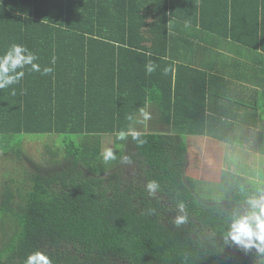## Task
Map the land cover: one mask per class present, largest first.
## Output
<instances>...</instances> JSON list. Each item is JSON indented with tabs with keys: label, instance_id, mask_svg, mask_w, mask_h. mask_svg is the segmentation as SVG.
<instances>
[{
	"label": "trees",
	"instance_id": "1",
	"mask_svg": "<svg viewBox=\"0 0 264 264\" xmlns=\"http://www.w3.org/2000/svg\"><path fill=\"white\" fill-rule=\"evenodd\" d=\"M179 1L0 0V55L21 44L41 67L25 68L18 84L0 90V152L15 163L9 172L15 176L0 182L7 226L0 264H25L36 252L50 264H264V254L224 240L229 221L249 211L246 201L258 187L223 192L186 175L185 137L209 129L204 92L191 116L172 72H146L149 61L168 53V24ZM190 2L221 19V35L235 42L249 45L235 34L240 25L264 34V0ZM188 7H179L185 19ZM45 67L53 71L43 75ZM147 104L155 113L150 128L140 130L137 116ZM122 130L139 139L118 140ZM26 135L57 141L34 162L23 148ZM105 136L113 138L116 157L108 163L101 156ZM150 181L158 184L154 194ZM217 191L226 195L221 201ZM178 215L187 216L179 226Z\"/></svg>",
	"mask_w": 264,
	"mask_h": 264
},
{
	"label": "crops",
	"instance_id": "2",
	"mask_svg": "<svg viewBox=\"0 0 264 264\" xmlns=\"http://www.w3.org/2000/svg\"><path fill=\"white\" fill-rule=\"evenodd\" d=\"M183 3L189 5V14L186 15H190V19L182 16V8L179 7ZM172 8L176 11L168 24L171 35L167 39L168 53L151 62L156 66L153 73L167 75L172 72L175 75L176 94L185 102L184 108L191 116L197 112L196 103L204 92L209 129L205 135L188 136V140L203 139L206 146L213 145L219 151L225 148L235 156L239 154L233 152L238 150L244 154L259 153L257 145L264 146V34L249 32L240 25L235 34L248 40L249 45L235 42L230 35L228 38L221 35L225 32V24L218 17L211 19L214 15L203 5L196 12L190 0H182ZM154 17H150V21ZM154 113L152 104H147L137 117L140 123L150 127ZM157 126L166 130L160 124ZM252 141L254 145H251ZM260 155L264 156V153Z\"/></svg>",
	"mask_w": 264,
	"mask_h": 264
},
{
	"label": "rangeland",
	"instance_id": "3",
	"mask_svg": "<svg viewBox=\"0 0 264 264\" xmlns=\"http://www.w3.org/2000/svg\"><path fill=\"white\" fill-rule=\"evenodd\" d=\"M139 125L143 124L139 123ZM139 127L140 130L150 128L147 127V125ZM185 139L187 143L189 142L186 175L197 180L200 179L199 181L204 183L212 184L214 190L222 186L221 189L223 192L235 190L236 187L234 186L236 185L237 187H249L248 189L257 186L258 190L255 189L253 191L251 196L253 197L257 195L260 190H264V156L260 155L264 153L263 145H257V150L260 154L251 152L244 154V151L238 150V152H233L239 154L235 156L234 154H229L225 148L219 151V148L213 145L206 146L207 143H205L203 139L193 138L188 140V136L185 137ZM56 141L57 136L26 135L23 139V148L34 162H41L43 152L47 151L45 146H47V144L53 145ZM102 142V151L110 148L114 152V141L112 137L105 136ZM232 151L233 150H230V152ZM14 166L15 163L9 158H4L0 152V182L7 180L9 175L15 176V173L9 174ZM208 188L209 187H205V189ZM200 190L202 189L200 188ZM217 192L216 195H213V193L212 195L216 197L218 201H221L226 195H221ZM2 217L3 216L0 214V240L7 230V226L3 225L1 222Z\"/></svg>",
	"mask_w": 264,
	"mask_h": 264
},
{
	"label": "clouds",
	"instance_id": "4",
	"mask_svg": "<svg viewBox=\"0 0 264 264\" xmlns=\"http://www.w3.org/2000/svg\"><path fill=\"white\" fill-rule=\"evenodd\" d=\"M186 26H188L186 24ZM39 57L30 51L26 46L21 44H11L8 49L0 55V90L18 84L25 76V68L30 71L40 72L41 67L37 61ZM51 63H56V57L53 56ZM146 72L151 74L155 71L156 66L149 61L145 66ZM53 71L52 67H45L42 74L48 75ZM168 70L165 69V72ZM13 95L15 91L13 90ZM132 119L131 116L128 117ZM145 119L147 115L145 114ZM118 140H125L128 135H131L133 140L139 139V134L136 132L119 131L115 133ZM141 144L142 140L139 141ZM104 163L115 159L113 151L109 148L101 153ZM128 157H123L124 161H128ZM158 184L156 181H150L147 184V191L154 194ZM249 211L246 213H235L228 223L227 230L224 234L225 243L230 247L235 246L241 251L248 253L255 249L258 254H264V190H260L257 195L250 197L246 201ZM178 211L184 212L185 206L179 204ZM187 221L186 215H178L175 219L177 226L184 224ZM25 264H50V260L41 252H36L29 255Z\"/></svg>",
	"mask_w": 264,
	"mask_h": 264
}]
</instances>
